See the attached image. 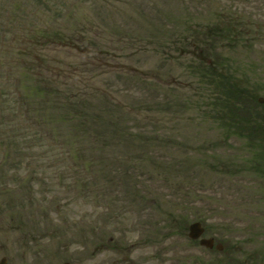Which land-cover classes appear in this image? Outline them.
I'll list each match as a JSON object with an SVG mask.
<instances>
[{
  "label": "rangeland",
  "instance_id": "374dc122",
  "mask_svg": "<svg viewBox=\"0 0 264 264\" xmlns=\"http://www.w3.org/2000/svg\"><path fill=\"white\" fill-rule=\"evenodd\" d=\"M84 1L0 0V260L264 264V176L207 117L212 94L179 45L151 44L231 18L245 43L225 55L253 79L264 72V0ZM45 83L78 97L88 122L108 119L104 104L117 110L124 133L103 139L32 104L26 129L10 89ZM161 94L167 111L139 108ZM196 221L222 252L188 239Z\"/></svg>",
  "mask_w": 264,
  "mask_h": 264
},
{
  "label": "trees",
  "instance_id": "16d2710c",
  "mask_svg": "<svg viewBox=\"0 0 264 264\" xmlns=\"http://www.w3.org/2000/svg\"><path fill=\"white\" fill-rule=\"evenodd\" d=\"M92 2L95 3L96 0H86L83 3ZM55 8L57 7L54 6L53 9ZM45 9L52 11L50 6H46ZM70 10L72 8L66 6L58 10L56 15L62 18L63 15L69 14ZM161 18L164 21L165 18ZM224 18H218L215 23L197 26L198 30L187 28V33L184 35L180 31L181 36L175 41H170L166 37L160 40L154 34L151 44L157 47L160 46V41H164V43L175 44V46L179 45L178 55L180 58L188 57L189 62L186 65L189 72L200 77L201 83L208 86L212 94L211 102L207 104L208 107L210 106V109L207 108V117L213 120L216 130L222 134L225 142L233 140L245 143L251 157L249 161L253 163L250 166L257 171L259 176H264V103L258 102L261 95L264 98V72L262 75L253 73L252 75L256 76L252 79L247 72L239 69L241 66L237 68L236 61L225 55L233 53L237 56V51L239 48L243 49L241 46L244 45L245 40L244 25L239 24L240 29L237 21L231 18L224 20ZM169 23L172 24V29L174 27L177 29L179 26L184 29L187 23L189 24V22ZM158 32L162 31L158 29ZM144 83L145 81L140 79L141 86H144ZM28 87L32 90L21 89L20 94L17 93L18 88L10 89L11 95L16 97L22 95L21 98L15 97L16 101L11 110L15 117L24 115L25 118L30 112L29 105L32 104L34 111L37 108L41 113L48 111L51 117L54 113L62 122L79 121L82 131L88 124L93 128L98 126L101 132L98 131L100 135L97 136H102L103 139L107 137L113 141L124 133L123 128H120L118 115L112 118L110 114L117 110L109 108L107 104H104L100 111L105 113L104 117L108 119L100 117L93 121L90 119L88 122L84 112L85 107L81 108L78 97H75L72 92L60 91L49 83ZM162 96V94L158 95L152 101L143 100L139 108L142 107L143 112L147 113L167 111L168 107ZM30 121V119L24 120V123L28 124L26 129L33 127L29 125Z\"/></svg>",
  "mask_w": 264,
  "mask_h": 264
},
{
  "label": "flooded vegetation",
  "instance_id": "af4514ba",
  "mask_svg": "<svg viewBox=\"0 0 264 264\" xmlns=\"http://www.w3.org/2000/svg\"><path fill=\"white\" fill-rule=\"evenodd\" d=\"M1 260H5V264H10L8 263L7 259L3 258ZM0 260V261H1ZM96 258L95 257H79V256H73V257H69L68 259H66L63 263L62 262H58V260H55L56 262L50 263V264H85V262H89L88 264H140L138 262H135L132 259H128V258H123L121 260V262H108V261H100L97 262L95 261Z\"/></svg>",
  "mask_w": 264,
  "mask_h": 264
},
{
  "label": "water",
  "instance_id": "95a60500",
  "mask_svg": "<svg viewBox=\"0 0 264 264\" xmlns=\"http://www.w3.org/2000/svg\"><path fill=\"white\" fill-rule=\"evenodd\" d=\"M259 102L261 103L262 100L260 99ZM203 231L204 230L201 227L200 223H198V222L193 223L188 228V237L192 240H196L202 235ZM199 244H200V246L211 249L214 246V241H213V239H201L199 241ZM215 249L218 251L222 250V245L221 244L215 245Z\"/></svg>",
  "mask_w": 264,
  "mask_h": 264
}]
</instances>
